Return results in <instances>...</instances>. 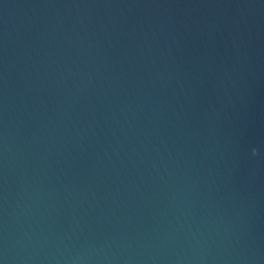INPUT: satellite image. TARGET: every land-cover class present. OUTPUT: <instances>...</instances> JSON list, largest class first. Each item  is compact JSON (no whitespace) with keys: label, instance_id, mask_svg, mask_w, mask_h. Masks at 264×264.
Masks as SVG:
<instances>
[{"label":"water","instance_id":"95a60500","mask_svg":"<svg viewBox=\"0 0 264 264\" xmlns=\"http://www.w3.org/2000/svg\"><path fill=\"white\" fill-rule=\"evenodd\" d=\"M0 264H264V0H0Z\"/></svg>","mask_w":264,"mask_h":264},{"label":"clouds","instance_id":"9594fccd","mask_svg":"<svg viewBox=\"0 0 264 264\" xmlns=\"http://www.w3.org/2000/svg\"><path fill=\"white\" fill-rule=\"evenodd\" d=\"M255 151H256V150H255V149H253V153H254V154H255Z\"/></svg>","mask_w":264,"mask_h":264}]
</instances>
